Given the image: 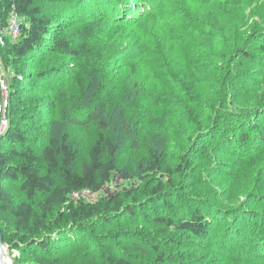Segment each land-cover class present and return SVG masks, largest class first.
<instances>
[{
	"label": "rangeland",
	"instance_id": "1",
	"mask_svg": "<svg viewBox=\"0 0 264 264\" xmlns=\"http://www.w3.org/2000/svg\"><path fill=\"white\" fill-rule=\"evenodd\" d=\"M107 1L54 0L44 7L46 14L52 15L56 22L62 24L65 15L73 14L72 21L56 29L61 30L60 36H68L77 55L57 52L41 61L32 59L31 64L27 63L26 67L22 60H7L0 51V138L11 122L12 130L23 135L34 148L45 144L46 138L51 135L62 136L69 131L70 139L79 147V159L75 163V168L79 170L100 131L99 125L87 118L91 104L99 102L102 105L106 98V102H116L118 108L126 109L131 129L140 133V147L134 149L129 140L120 138L121 134H125L121 125L116 121L108 122L110 129L107 133L121 141L116 154L117 164L133 173V176L125 179L116 173L100 194L86 191L82 196L93 200L116 192L125 194L134 190H150L156 185V178L153 173H144V168L155 148L163 155L162 170H176L177 165L184 163L183 171L171 176L172 183L166 185L164 194L155 198V201L146 200L144 208L136 210L133 217L123 216L109 224L95 220L96 226L88 230V241L86 239L68 251L58 253L60 264H111L108 260L122 255H129L141 264H147L145 260L151 264L155 260V253L151 250L153 244H159L160 252L167 254L170 250L174 251L172 256L166 258L165 264L177 262L182 254L187 263L226 264L223 251L215 244L201 242L191 233L177 231L175 227L160 223L156 218L175 213L184 206L194 207L197 203L216 211V208L222 211L234 209L244 202L249 204L250 193L255 192V179L263 183L260 192H264V146L253 155H225L220 151L218 155H214L211 152V146L219 136H211L213 133H210L208 119L212 126L216 118L213 106L221 90H218L220 84L214 83L212 79L215 77L213 74L218 71L213 67L214 57L204 49L209 38L213 37L212 33L224 26L228 32L223 33L222 40L214 44L224 62V57L227 58L226 51L236 41L235 35L241 34L243 38H247L250 33L261 29L264 31V0H245L238 5L239 10L229 9L231 5L228 2L220 6L219 1L223 4L225 0H208L214 6L206 7L200 5V0H177L176 4L179 3L185 19L178 21L174 37H166L169 50L163 58L168 63L154 62L151 56L144 55L140 58L133 57L129 64H126L128 61L125 56L114 59L113 52L108 54L116 45L110 43L115 40V43L125 44L124 47L134 55L136 50L141 51L144 47L139 38L146 31L150 33L153 27L147 30L142 25H116L112 19V14L115 13L112 5L114 0H110V4ZM158 1L135 0L139 6V15L154 7ZM196 5L201 12L200 17L193 10ZM122 8L126 9L124 5ZM82 9L87 10L88 14L81 16L79 10ZM203 15H209L202 18L206 24L197 25L198 28L195 29L189 26L186 28L187 19L199 20ZM54 31H50V40L45 44L43 42L42 46L52 44L56 33ZM150 35L152 43L159 42L155 35ZM3 44L4 37L1 36L0 45ZM200 63L205 67H200L203 66ZM255 64L261 66L259 60ZM27 72L32 73V76L41 72L53 75L50 77L51 83L45 82L42 85L47 89L40 87V90L54 95L52 102L57 112L55 120L52 117L45 118V111L40 112L39 109L50 110L52 105H37L40 100L46 101L47 98L41 99L37 90L29 93L28 84L24 83L23 78ZM219 72L217 76L220 75ZM239 76L244 77L242 74ZM243 80L246 85H237L229 93V108L241 113L259 111V117L263 119L262 75L253 72V77L245 76ZM37 84L39 86V82ZM110 110L111 108L106 109V113ZM73 117L82 123L74 124L71 122ZM115 123L117 126H114ZM195 124L193 130H188ZM202 125L205 130L198 134ZM208 134L211 137L207 138ZM234 162L238 163L239 168L228 167V164ZM220 164L226 167L222 168ZM13 191L18 199L22 197L20 191ZM79 196L81 195L75 194L74 198ZM5 216H10L9 212H0V226ZM3 229L7 234L9 225ZM6 250L7 257L10 255L12 260L11 264H36L28 252L20 253L8 243ZM57 250L59 249H55L56 253ZM35 253L41 255L40 250Z\"/></svg>",
	"mask_w": 264,
	"mask_h": 264
},
{
	"label": "trees",
	"instance_id": "2",
	"mask_svg": "<svg viewBox=\"0 0 264 264\" xmlns=\"http://www.w3.org/2000/svg\"><path fill=\"white\" fill-rule=\"evenodd\" d=\"M50 1L54 0H0V30H5L12 13L19 15L21 20V33L17 39L14 40L9 33L4 35V44L0 45L3 57L7 60L10 58L22 60L27 67V63L31 64L32 59L35 61L37 58V61H41L53 53L78 54L68 36L66 34L60 36L61 30H58L64 24L72 21L73 14L65 15L63 24L56 22L52 15L44 12V7ZM176 1L159 0L154 7L149 8L140 16L139 6L135 0H126V2L114 0L112 5L115 13L112 14V19L116 25H142L147 30L153 27V30L150 33L144 31L140 40L138 39L144 47L141 51L136 50L134 55L130 49L124 47L125 44L115 43V40L110 43L116 45L112 48L113 51H109L108 54L113 52L114 59L125 56V60L128 61L126 64H129L133 57L140 58L144 55L151 56L154 62L168 63L163 58L169 50L166 37H174L175 30H178L176 28L178 21L185 19L182 16L183 10L179 7V3L176 4ZM183 1L188 2V0ZM207 1L200 0L202 2L200 5L214 6ZM244 1L225 0L223 4L220 1L219 3L220 6H223L228 2L231 5L227 6L229 9L239 10L238 5ZM106 3L110 4V0ZM168 3L171 6H168ZM175 4L176 8L174 9ZM123 5L126 9L122 8ZM193 10H195V15L200 17L201 12L197 5ZM79 11L82 13L81 16L88 14L87 10ZM179 16L182 17L179 18ZM207 17L209 15H203L199 20L197 18L187 19L186 28L195 29L198 28L197 25L206 24L202 18ZM52 30H55L54 33L56 32L52 44L42 46L43 42L45 44L50 40L52 35L50 31ZM226 32L228 30L224 26L213 32L215 34L212 33L213 37L209 38L208 45L204 46V49L211 52V56L214 57L213 67L218 71L213 74L215 77L212 79L214 83L220 84L218 90H221V93L216 97L217 101L214 102L216 118L212 126L211 120L208 119L211 127L210 133H213L211 136H219L212 144L211 152L214 155H218L219 151L225 155L243 156L248 153L253 155L264 146V112L263 119H261L259 111L242 113L234 111L229 108L227 97L233 87L246 85L243 78L245 76L253 77V72H259L264 82V31L261 29L250 33L247 38H243L241 34L235 35L236 41L226 51L227 58L224 57L223 62L214 44L220 42L222 34ZM150 34L155 35L158 41L162 42L152 43ZM258 60L261 66H256L255 63ZM196 68H198V64ZM57 72L60 73V70ZM218 72L220 75L217 76ZM239 74L244 77L242 78ZM35 75L36 73L32 76V73L28 74L27 72L23 77L24 83L28 84L29 93H34L37 90L41 99L47 98L46 101L40 100L37 105L44 107L45 104L51 103L50 110H39L40 112L45 111L43 113L45 118L52 117L55 120L57 112L52 102L54 95L49 91L40 90L45 82L51 83L50 77L53 75L50 73L47 75L46 72ZM37 82H39V86ZM106 100L107 98L102 105L99 102L92 103L87 112V118L96 122L100 131L94 139L88 157L83 158L79 170L75 168L80 154L79 147L75 141L70 139L69 131L63 133L62 136L51 135L46 138L45 144L34 148L23 135L12 130L13 122H11L8 124L9 128L6 133L0 138V145H3L0 148V212L7 211L12 216V218L10 216L2 218L0 229L6 244L18 249L20 253L28 252L33 256L31 258L36 264H60V254L58 253L68 251L72 246L85 242L89 237V228L96 226L95 220L109 224L123 216L133 217L136 210L144 208L146 200L154 199L155 201V198L164 194L166 185L172 183L171 176L183 171L184 163L177 165V171L172 168L162 170L163 155L160 154L158 148H155L144 168V173H153L156 178V185L150 190L142 192L134 190L125 194L116 192L113 195H101L93 200L83 197L82 195L86 191L100 194L116 173L121 174L125 179H131L133 176V173L117 164L116 154L120 149L121 141L107 133L110 129L109 121L118 122L121 129H124L125 134H121V139L129 140L134 149L140 147V133L131 129L126 109L121 110L116 106V102L111 104ZM262 102L264 104V93ZM108 108L111 110L106 113ZM71 122L82 123L76 117H73ZM203 125L200 126L201 131H198V134L205 130ZM114 126L117 124L115 123ZM195 126L196 124L188 130H193ZM209 135L206 137H211ZM220 165L222 168L226 167L223 164ZM228 167L239 168V165L234 162L228 164ZM5 181L6 183H4ZM254 184L255 192L250 193L248 199L251 203L249 204L244 202L234 209H223L222 211L216 208V211L197 203L194 207L184 206L175 213L156 219L160 223L175 227L177 231L191 233L201 242H207L209 245L215 244L220 248L219 250L223 251L226 264H264V192H260L263 183H259L255 179ZM13 190L20 191L22 197L20 196L21 198L18 199V195ZM75 194L81 196L75 199ZM8 225L9 232L5 234L3 228ZM82 246L84 247V245ZM54 248L59 249L57 253ZM160 249L159 244L151 246V250L155 253V260L151 264H165L166 258L174 254V251L170 250L166 254L160 252ZM38 250L41 255L35 253ZM179 256L178 261L172 264H197L187 263L184 260V254ZM111 260H108L111 264H141L139 260H135L129 255H122ZM145 261L148 264V260Z\"/></svg>",
	"mask_w": 264,
	"mask_h": 264
},
{
	"label": "built area",
	"instance_id": "3",
	"mask_svg": "<svg viewBox=\"0 0 264 264\" xmlns=\"http://www.w3.org/2000/svg\"><path fill=\"white\" fill-rule=\"evenodd\" d=\"M20 23L21 20L19 15L12 13L9 19V24L5 27V30H0V37L2 36L3 38L5 34L9 33L14 40L17 39L21 33ZM4 100L8 102L7 99ZM4 123H7L6 119L4 120Z\"/></svg>",
	"mask_w": 264,
	"mask_h": 264
},
{
	"label": "water",
	"instance_id": "4",
	"mask_svg": "<svg viewBox=\"0 0 264 264\" xmlns=\"http://www.w3.org/2000/svg\"><path fill=\"white\" fill-rule=\"evenodd\" d=\"M6 242L2 230L0 229V264H5L6 261Z\"/></svg>",
	"mask_w": 264,
	"mask_h": 264
},
{
	"label": "bare ground",
	"instance_id": "5",
	"mask_svg": "<svg viewBox=\"0 0 264 264\" xmlns=\"http://www.w3.org/2000/svg\"><path fill=\"white\" fill-rule=\"evenodd\" d=\"M12 260L10 258V255L9 257L6 256V261H5V264H11Z\"/></svg>",
	"mask_w": 264,
	"mask_h": 264
}]
</instances>
